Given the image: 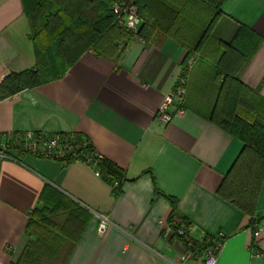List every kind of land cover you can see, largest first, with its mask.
<instances>
[{"label": "crops", "instance_id": "1", "mask_svg": "<svg viewBox=\"0 0 264 264\" xmlns=\"http://www.w3.org/2000/svg\"><path fill=\"white\" fill-rule=\"evenodd\" d=\"M32 2L0 0V85L37 70ZM219 12L190 60L181 112L170 123L156 111L208 25L202 0H142L143 38L118 58L88 51L60 78L0 100L1 135L80 136L124 180L114 191L86 162L11 154L0 162V264L16 262L35 239L25 229L51 190L79 209L66 213L70 222L77 216L60 253L66 264H203V253L186 252L172 236L171 201L190 239L224 235L216 264H264V231L255 238L252 218L217 194L243 144L210 122L220 70L238 80L235 112L264 125V0H223ZM102 217L111 226L100 235ZM254 217L264 223V176Z\"/></svg>", "mask_w": 264, "mask_h": 264}, {"label": "trees", "instance_id": "2", "mask_svg": "<svg viewBox=\"0 0 264 264\" xmlns=\"http://www.w3.org/2000/svg\"><path fill=\"white\" fill-rule=\"evenodd\" d=\"M222 1L202 0L203 10L210 13V19L197 45L189 50L183 62V69L186 63L192 60L202 41L208 38L211 25L220 14ZM119 2L133 3L137 7L139 17L142 0H33L26 13L31 28L37 70L7 77L0 85V100L22 88L60 78L88 51L99 57L115 60L134 37L142 39V27L136 33L115 27L111 7ZM256 40H251V49L258 45L259 40ZM242 56L245 54L242 53ZM185 72L182 70V74ZM217 74L224 75L210 122L243 144L242 152L224 177L217 194L252 218L250 228L253 235L254 225L258 222L254 217V209L264 176V125L243 118L235 112L240 92L235 86L238 80L220 70ZM75 136L78 142L84 143L77 154L96 155L98 168L103 177L108 178L107 183L117 181L120 187L124 181L122 175L99 157L86 139ZM72 161H75V158L67 157L61 160L64 163ZM49 199L45 207L32 212L25 233L35 239L27 241L22 254L12 264H66L67 257L60 253L70 233L68 228L77 219L75 216V220L70 222L71 217L67 218L66 213H74L79 209L58 192L51 190ZM171 209L168 223L172 236L180 242L186 252L203 253L212 243V239H190L186 230L188 223L183 219L176 221L172 214L173 201ZM180 230L183 235H179ZM70 240L74 247L76 239Z\"/></svg>", "mask_w": 264, "mask_h": 264}, {"label": "built area", "instance_id": "3", "mask_svg": "<svg viewBox=\"0 0 264 264\" xmlns=\"http://www.w3.org/2000/svg\"><path fill=\"white\" fill-rule=\"evenodd\" d=\"M112 14L117 26L125 28L133 33H136L139 29V17L137 13V7L131 2H119L115 3L111 7ZM188 61V65L190 66ZM182 69L187 71L188 67ZM187 77L186 72L181 74L173 87V89L163 96L157 111V118L163 123H170L176 113L180 111L181 101L186 93ZM181 112V111H180ZM84 143L78 142L75 135H43L34 133L16 134L10 136H3L0 134V162L4 159H9L11 154H31V155H44L51 159L61 161L67 157L75 158V160L88 163L95 175L108 182L107 177H103L100 169L98 168V162L96 155L77 154L78 151L83 148ZM114 191L119 188V183L114 181L110 184ZM111 226L109 221L102 217L99 221L97 232L103 235L107 229ZM264 231V223L258 221L253 228V236L258 238ZM179 235H183V231L178 232ZM224 239V235L219 233L216 239L212 240V243L203 252V264H216L217 254L221 246V242ZM184 259V258H183Z\"/></svg>", "mask_w": 264, "mask_h": 264}, {"label": "rangeland", "instance_id": "4", "mask_svg": "<svg viewBox=\"0 0 264 264\" xmlns=\"http://www.w3.org/2000/svg\"><path fill=\"white\" fill-rule=\"evenodd\" d=\"M114 4H115V3H114ZM115 27H116V28H119V29H122V27L117 26V25H115ZM186 66H189V65H188V62L186 63ZM185 68H186V67H185Z\"/></svg>", "mask_w": 264, "mask_h": 264}]
</instances>
